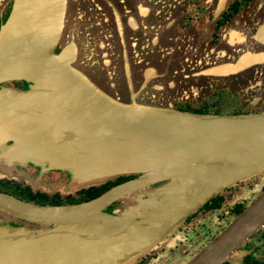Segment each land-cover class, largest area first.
<instances>
[{"label":"water","instance_id":"obj_1","mask_svg":"<svg viewBox=\"0 0 264 264\" xmlns=\"http://www.w3.org/2000/svg\"><path fill=\"white\" fill-rule=\"evenodd\" d=\"M9 2L0 79L27 88L10 95L16 111L0 112V151L23 149L24 165L65 174L72 192L133 179L67 206L0 193V264H126L212 196L264 171V113L175 110L176 80L146 62L164 50L148 49L145 30L109 29L105 15L98 29L79 30L92 23L68 26L65 0ZM3 158L0 173L13 168ZM263 228L264 192L187 264H222Z\"/></svg>","mask_w":264,"mask_h":264},{"label":"flooded vegetation","instance_id":"obj_2","mask_svg":"<svg viewBox=\"0 0 264 264\" xmlns=\"http://www.w3.org/2000/svg\"><path fill=\"white\" fill-rule=\"evenodd\" d=\"M9 1H0V29L11 12ZM65 1L68 2V26L77 17L85 25L92 23L79 30L98 29L97 25L103 26L104 15L112 16L106 25L108 28L112 25L113 30H145L149 35L146 37L148 49L156 50L151 46L154 42L157 50H164L161 54H148L146 62L165 66L168 75L176 80L169 91L175 110L217 116L264 113V0ZM130 18L136 27L128 22ZM125 33L127 39L132 38L130 33ZM26 88L22 80L0 79V112L16 111L10 95ZM2 136L0 131V140ZM13 142L7 140L5 147L14 146ZM20 152L17 149L14 157L12 153L4 156L5 152L0 151L4 162H22L21 167L5 168V173H0V193L26 203L67 206L90 201L95 197V190L103 186L69 193L56 191L51 183L63 182L67 176L24 165ZM25 174L28 180L21 178ZM119 178L107 181L106 189L133 179L132 176ZM263 192L264 171L236 182L212 196L159 242L126 264H187ZM25 222L13 220L11 223L18 227L25 226ZM222 264H264V228Z\"/></svg>","mask_w":264,"mask_h":264},{"label":"rangeland","instance_id":"obj_3","mask_svg":"<svg viewBox=\"0 0 264 264\" xmlns=\"http://www.w3.org/2000/svg\"><path fill=\"white\" fill-rule=\"evenodd\" d=\"M21 155H22V157H24V158H26V157H29V156H25V154H24V151H23V149H21ZM16 154H17V152H16ZM4 156H6V155H4ZM10 164H11V166L12 167H15V166H17V167H21V165L20 164H22V162H14L13 160L12 161H10ZM31 165V164H30ZM36 168V167H35ZM38 169V168H37ZM38 170H41V169H38ZM46 171V170H45ZM47 171H52V170H47ZM24 172H25V169H24ZM56 172V171H55ZM26 173V172H25ZM61 174V173H60ZM61 175H63V174H61ZM29 176H27L26 174L25 175H23L21 178H23V179H25V180H28L29 178H28ZM67 180H68V177H67ZM67 180H65V181H63V182H61V180H58L57 182H55V184H53L52 185V183H51V187H53V189H55L56 191L57 190H59L60 192H62V193H65V192H67V193H69V191L71 190L70 188H68V181ZM72 192V191H71ZM190 260V259H189ZM189 260H187V261H189ZM187 263V262H186Z\"/></svg>","mask_w":264,"mask_h":264},{"label":"trees","instance_id":"obj_4","mask_svg":"<svg viewBox=\"0 0 264 264\" xmlns=\"http://www.w3.org/2000/svg\"><path fill=\"white\" fill-rule=\"evenodd\" d=\"M117 179H120V178H117ZM119 182V181H118ZM116 183H117V181H116ZM106 184V183H105ZM107 186H109V184H106V185H104L103 184V186H100L99 188H97L95 191L96 192H94L95 193V197L94 198H96V197H98L99 195H101L103 192H105L107 189ZM99 194V195H98ZM93 198V199H94ZM92 200V199H91Z\"/></svg>","mask_w":264,"mask_h":264}]
</instances>
